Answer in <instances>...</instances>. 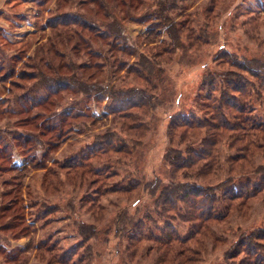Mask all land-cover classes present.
<instances>
[{"label":"rangeland","instance_id":"1","mask_svg":"<svg viewBox=\"0 0 264 264\" xmlns=\"http://www.w3.org/2000/svg\"><path fill=\"white\" fill-rule=\"evenodd\" d=\"M161 1L0 0V135L9 146L5 150L6 159L0 160V246L7 252L31 245L26 264H56L55 260H62L64 254L68 252L69 256L71 251L75 252L73 262L78 259L77 264H156L155 242L142 241L137 254H129V239L119 234L117 221L124 213L135 221L141 219L145 212L152 210L154 201L145 185L154 180L161 185L168 183L170 171L164 156L171 146L167 136L170 119L176 115H196L203 77L233 68L227 61L229 58L264 63V0H175L177 8L172 11V21L185 23V27L180 44L169 52H165V43L169 40L156 19L155 10ZM67 14L84 16L88 23L98 26L118 20L129 42L117 47L136 46L131 57L111 51L108 41H90L93 51L100 54L92 61L98 62L100 68L92 79L85 77V80L109 83L110 89H147L153 96L154 108L146 114H138L134 109L127 111L137 115L135 122L144 126L145 134L143 130H131L133 125L127 117L111 114L108 107L113 102L108 96L97 102L83 99L66 87L48 96V101L55 102L50 105L42 98L47 93L40 91L42 87L38 90L37 80L21 77L22 73L44 72L47 76L63 78L69 76L66 64L88 62L81 45L74 56L76 37L73 32L79 31L78 26L52 27L55 18ZM151 29H156L157 34L147 39ZM52 33L62 36L54 37L50 43ZM129 49L126 52H130ZM115 58L121 64L117 72L113 64ZM141 60L148 68L153 67L151 73L148 69L150 85L138 77L134 80L131 75L130 71L147 74L138 66ZM246 76L254 81L251 74ZM261 81L264 85V76ZM248 91L252 96L259 92L252 87ZM262 92V99L251 98V108L255 118L264 120ZM15 96L23 98L21 103L29 107V111L19 115L3 113L7 106H16L18 110L17 104L10 103ZM74 100L86 104L82 113L85 116L72 119L74 131L63 140L52 131L43 137L41 126L45 122L44 126L48 127V122L40 116L51 120L74 106ZM41 110L49 112L38 113ZM36 114L38 118L34 119ZM15 134L22 138L33 134L44 144L46 140L57 143L45 158L43 148L23 144L24 139L17 143ZM230 136H226L220 146L223 160L232 153ZM107 139L129 151L128 155H124L127 151H122L106 158L110 160L108 173H113L114 177L106 175L104 180H98L81 166H77L78 172H69L64 167L68 163L74 165L82 155L99 152L97 147ZM194 148L200 152V143L194 144ZM101 162L93 160L97 169L102 166ZM228 178L227 167L222 164L217 175L204 181L188 179L186 182L212 188L220 196L223 191L238 190L241 185L238 181L225 183ZM137 182L139 185L129 193L116 190ZM10 190L20 193H9ZM14 199L24 207L19 221L12 220L3 210ZM245 205L241 209L244 213H231L223 223L208 229L207 238H200V246H193L199 252L194 264H225L227 253L236 244L245 236L264 229V194ZM13 222L17 225L13 226ZM155 226L159 227L155 231L159 236L165 223ZM177 226L182 237L191 230L187 223L180 222ZM261 244L264 246V242ZM47 246L56 248L50 254L46 252ZM39 253H42L41 259ZM0 264L11 263L0 253Z\"/></svg>","mask_w":264,"mask_h":264},{"label":"trees","instance_id":"2","mask_svg":"<svg viewBox=\"0 0 264 264\" xmlns=\"http://www.w3.org/2000/svg\"><path fill=\"white\" fill-rule=\"evenodd\" d=\"M101 4V6H104V3ZM174 8H177L175 0H163L157 4L155 10L156 19L159 21L158 27H160L159 29L164 28L169 40L165 43V52L172 51L176 45L180 44L181 33L184 32L185 23L175 24L172 21ZM55 19L56 21L52 23L53 28L78 26L79 31L73 32V37H76L74 56L79 53L78 48L81 45L83 55L88 56V62L76 65L71 61L66 64L69 76L63 78L47 76L44 72L31 75L22 73L21 77L37 80L39 83L38 90L43 88L40 91L47 93L42 98L50 105L55 104V102L48 101V96L54 95L58 90L66 87L71 88L72 92L82 96L83 99H94L100 102L105 96H108L113 102V105L108 107L111 114L127 117V120L133 125L131 130H143L144 126L135 122L137 115L127 111L134 109L137 110L138 114L140 112L146 114L154 108L153 96L148 94L147 89L136 87L110 89L109 83L89 82V79H92L95 73H99L97 68H100L98 62L92 61L98 58L100 54L93 51L90 41H108L111 51L126 53L125 55L131 57L134 55L133 51L136 48L134 45L129 44L130 49L117 47V44H128L129 42L125 30L118 20H114L109 24L102 23L101 26H98L92 22L88 23L86 21L88 19L84 16L67 14ZM148 32L147 39H152L151 37L157 34L156 29H151ZM59 36L62 35L52 33L50 43H52L54 37ZM127 49L130 52H126ZM227 61L230 64L232 63L233 68L222 70L217 74L208 73L203 77L204 86L200 91L201 94L197 103L196 115L198 118L196 115L190 117L176 115L170 119L167 136L171 146L164 156L170 171L168 183L161 185L158 180H154L145 185V188L149 189L154 197L152 210L145 212L138 221L128 217L126 213L118 217L117 231L123 236L127 235L129 254L134 253L136 255L142 241L146 243L153 241L155 242L154 249L158 254L156 264H194L197 262L199 252L193 246H200V238H207L208 229L211 226L213 228V226L223 223L233 212L241 215L244 213V210L241 211V209L246 207V202L264 194V163H260V160L264 157V120L255 118L251 108L252 97L262 99L264 85L261 79L264 76V63L251 60L240 62L230 58ZM113 64L115 65V72L119 71L121 64L118 58H115ZM138 66L147 74L141 75L130 71L133 72L131 74L134 75L133 79L135 80V77L136 79L138 77L147 85H150L151 78L149 76L153 72V67L150 65V68H148L149 65H145L143 60H141V63L139 62ZM148 69H150V73ZM249 74L254 78V81L247 78L246 75ZM85 77L89 78L88 81L85 80ZM250 87L254 91L259 90V92H255V95L252 96L248 91ZM22 99L15 96L10 102L14 105L17 104L19 106L18 110H16V106L10 108L7 106L2 112L8 115H19L28 112L29 107L22 105ZM85 106L84 102L74 100V106L71 105L60 114L54 115L51 120L46 119L44 115L40 116L48 122V127L44 126L45 122L42 126L39 124L43 127L42 136L44 137L45 133L48 134L47 132L52 131L56 133L59 140L66 139L69 136L67 134L74 131L72 119L82 117ZM47 112L49 110H41L38 113L44 114ZM37 118L36 114L34 119ZM145 132L146 130H143L144 134ZM143 133H140V135ZM228 135H231L232 139L229 144V150L232 153L223 160L220 146ZM14 136L17 143H19V140L24 139L23 144H35V146L43 148L42 155L45 158L49 157L51 147L57 143L53 140H46L47 142L44 144L33 134H30V136L25 135L23 138L20 134ZM1 141L4 143L2 142L0 146V160L1 158L6 159L5 150L9 148L8 142L0 135ZM197 142L201 145L200 152H197L194 148V144ZM97 148L100 149L99 152L82 155L77 163L74 165L68 163L64 167H67L66 169L69 172H78L79 168L77 166H81L89 171L88 173L96 176V179L101 178L104 180L106 175H114L111 172L108 173L109 166L107 163L110 160L106 158L111 154H121L122 151H127L124 155L129 154L125 147H118L108 139L102 143V146L100 145ZM93 160L95 163L102 161V166L97 169L96 164H93ZM222 164L226 165L229 175L225 183L241 182L238 190H225L219 196L212 188L186 182L188 179L207 180L219 173ZM138 185V182L131 183L129 188L118 187L119 189L116 190H121V193L126 194L136 189ZM11 191L14 194L20 193V191L14 192V190H10L9 193ZM17 195L13 196L16 197ZM3 210L7 211L14 221L23 218L24 207L21 206L18 199H14L12 204L5 206ZM160 222H164L165 227L158 236L155 231L159 230V227L155 225ZM180 222L189 224L191 230L187 236L182 237L180 235L177 226V223ZM12 225L17 224L13 222ZM25 232L28 233V231ZM262 242H264V229L245 236L232 251L227 253L225 264H264V246L261 244ZM30 248L31 245L23 249L6 252L0 246V253L11 264H26L29 259L26 254ZM55 248L54 246H47L45 249L46 252L51 254V250ZM70 253L67 256L69 253L66 252L62 260H55L54 263L77 264L78 259L73 262L75 252L74 254H72L73 251ZM41 255L42 253H39L38 257L40 259Z\"/></svg>","mask_w":264,"mask_h":264}]
</instances>
